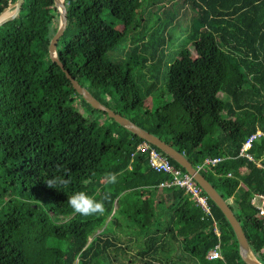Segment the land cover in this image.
Returning <instances> with one entry per match:
<instances>
[{
    "label": "trees",
    "instance_id": "obj_1",
    "mask_svg": "<svg viewBox=\"0 0 264 264\" xmlns=\"http://www.w3.org/2000/svg\"><path fill=\"white\" fill-rule=\"evenodd\" d=\"M64 4L63 67L193 166L222 156L198 170L264 262V227L250 201L264 191V135L252 140L251 159L237 155L248 133L264 129V0ZM56 25L53 0H23L0 24V264H248L217 205L206 195L207 213L183 188L158 185L167 174L135 149L143 139L73 89L47 55ZM55 177L71 182L49 188ZM81 191L103 201V215L73 212L68 198ZM216 242L222 257L209 259Z\"/></svg>",
    "mask_w": 264,
    "mask_h": 264
},
{
    "label": "water",
    "instance_id": "obj_2",
    "mask_svg": "<svg viewBox=\"0 0 264 264\" xmlns=\"http://www.w3.org/2000/svg\"><path fill=\"white\" fill-rule=\"evenodd\" d=\"M23 4V0H12L8 6H11L10 13L0 16V24L6 20L13 18L21 9ZM54 8L57 12V25L55 30L49 37L47 43V55L52 60L55 61L59 67L62 69L65 76L68 78L73 89L92 107L101 109L105 111L106 115L111 117L117 123L138 135L142 139L148 141L154 146L158 147L162 152L175 160L183 169L188 172L192 178L199 184L205 194L217 205V207L221 210L223 215L226 217L229 225L232 228L233 234L236 238L237 242V251L239 257L248 264H264V262L260 261L252 252L251 247L248 243L244 230L242 229L238 219L234 215L232 209L228 205V203L224 200L221 194L214 188V186L203 176V174L191 164V162L187 159V157L179 151L177 148L172 146L171 144L165 142L157 135L149 132L143 127L136 124L134 121L129 119L128 117L120 114L117 111H114L109 106L105 105L101 101H99L96 97H94L90 91L81 83L75 79L66 68L63 67L61 61L59 60L56 52V41L58 36L62 33V30L66 24V8L64 4V0H53ZM4 5L0 9L1 12L6 8Z\"/></svg>",
    "mask_w": 264,
    "mask_h": 264
},
{
    "label": "built area",
    "instance_id": "obj_3",
    "mask_svg": "<svg viewBox=\"0 0 264 264\" xmlns=\"http://www.w3.org/2000/svg\"><path fill=\"white\" fill-rule=\"evenodd\" d=\"M262 135H264V129L261 128H255L250 133H248L238 147L237 155H243L251 159L252 154L250 153L248 148L251 145L253 139ZM135 149L143 150L146 152L148 164L152 169L163 171L167 174V178L160 180L158 182V185H176L183 188V190L195 200V202L202 208L203 211L208 212L209 205L206 201V194L188 172L171 163L164 152L161 153L158 149L152 146L151 143L144 139L135 145ZM221 158L222 156L220 155L205 156L197 165H195V167L199 169L204 165L214 164ZM256 164L260 165L259 162H256ZM250 201L255 206L257 215L261 217L264 227V191L252 193ZM214 230L217 233V229L215 226ZM207 256L210 258L222 257L217 242L207 250Z\"/></svg>",
    "mask_w": 264,
    "mask_h": 264
},
{
    "label": "clouds",
    "instance_id": "obj_4",
    "mask_svg": "<svg viewBox=\"0 0 264 264\" xmlns=\"http://www.w3.org/2000/svg\"><path fill=\"white\" fill-rule=\"evenodd\" d=\"M69 170H65V175H68ZM106 181L109 185H115L118 181V175L116 173H108ZM46 185L49 188L57 189V185L67 187L70 184V178L55 177L48 179ZM68 204L74 213L84 217L93 215H103L105 212V206L102 200H97L94 197L88 195L85 192H76L68 198Z\"/></svg>",
    "mask_w": 264,
    "mask_h": 264
},
{
    "label": "rangeland",
    "instance_id": "obj_5",
    "mask_svg": "<svg viewBox=\"0 0 264 264\" xmlns=\"http://www.w3.org/2000/svg\"><path fill=\"white\" fill-rule=\"evenodd\" d=\"M10 4V1L9 2H7V4H6V8L7 9H11V6H8ZM19 12H21V9H20V11ZM102 16L105 18V19H107V20H112V21H115L112 17H111V15L110 14H108L107 12H102ZM116 26H119L117 23L115 24ZM194 53H195V51L193 50V49H191V48H189V49H187V56L190 58V57H192L193 55H194ZM218 93H220V92H218ZM148 102H149V98L148 97H145V99L143 100V104L139 107V109H142L145 105H147L148 104ZM80 106V105H79ZM81 108V107H80ZM79 108V109H80ZM81 111L83 112V113H86L87 111H85L84 109L82 110V108H81ZM106 118V116L105 115H102L101 116V119L102 120H104ZM1 192V191H0ZM121 218H122V216H121ZM101 223L102 222H100L99 221V219H96V222H95V226H94V228H93V230L92 231H94V230H97L100 226H101Z\"/></svg>",
    "mask_w": 264,
    "mask_h": 264
},
{
    "label": "bare ground",
    "instance_id": "obj_6",
    "mask_svg": "<svg viewBox=\"0 0 264 264\" xmlns=\"http://www.w3.org/2000/svg\"><path fill=\"white\" fill-rule=\"evenodd\" d=\"M10 11H11L10 9L5 8V9L1 12L0 16H4V15L10 13ZM56 52H57V51H56ZM206 201H207V199H206ZM207 203H208V202H207ZM208 205H209V204H208ZM209 211H210V206H209V210H208L207 213H209ZM207 258L210 259V257H208V256H207ZM212 258H215V257H212Z\"/></svg>",
    "mask_w": 264,
    "mask_h": 264
}]
</instances>
